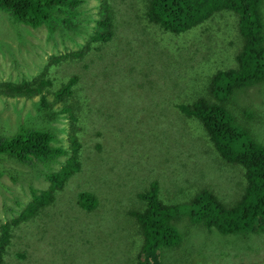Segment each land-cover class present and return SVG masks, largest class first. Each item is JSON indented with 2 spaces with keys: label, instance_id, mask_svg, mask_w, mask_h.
Wrapping results in <instances>:
<instances>
[{
  "label": "rangeland",
  "instance_id": "rangeland-1",
  "mask_svg": "<svg viewBox=\"0 0 264 264\" xmlns=\"http://www.w3.org/2000/svg\"><path fill=\"white\" fill-rule=\"evenodd\" d=\"M98 1L100 0L83 1L80 7L88 10L87 17L92 13V16L97 18L94 13L100 10L97 8ZM105 1L110 4L120 3L126 8L124 25L119 31L122 37L115 36L113 43L98 39L91 42L92 47L101 48L102 53L101 56L95 52L91 54L96 59L91 64L93 70L89 68L90 72L83 67L86 59L80 60L77 54L70 60L72 62L61 63V67L50 63L55 61L53 55L59 52L56 53L54 41L47 39L48 24L36 27L23 24L13 15L12 17L9 11L0 12V42L4 43H0V134L11 135L18 131L22 124L29 125L33 123L34 118H40L38 92L27 91L33 92V97L30 98L21 96L16 89L21 86L32 88L31 86L36 84L41 85L40 73L44 71H47V77L54 81L53 85L42 84L43 88L49 89L48 100L53 97V90L59 88L72 74L80 76L88 87H93L97 82V85H101L110 78L112 80L106 96L100 98L96 92L93 95L103 101L100 104L103 105V110L112 102L116 104V110H120L115 112L116 116H110L108 123L90 125V130H101L94 136L83 130L78 132V143L81 146L78 157L73 161L81 165V173H77L60 187L56 186V182L49 180L45 173L57 174L63 166L62 162L53 163L52 168H45V172L40 174L34 172L29 165H20L23 175L13 178V175L18 174H14L18 171V165L15 161L8 160L6 155L0 156V228L4 223L11 221L8 254L2 264H116V258H120L123 264H137L144 234L139 231L140 227L128 211H140L143 208L137 194L149 185L152 180L151 166L158 163L162 158L161 153H166L168 149L167 143L160 140L155 142L152 139L160 130L156 123L166 119L175 122L174 116L178 109L173 108L171 104L178 103L177 98L184 97L187 92L191 99L198 98L204 92L202 76L213 72L220 63L222 66L232 64L231 52L238 45H230V40L237 38L233 28L237 16L231 11L221 9L207 22L198 26L200 31L207 29L205 36L199 33V30L189 36H177L167 33L157 24L145 28L142 22L137 23L136 19L141 18L142 10L136 9L134 0ZM12 18L17 23L13 22ZM56 18H61L62 22V19L68 18V14L66 11H60L57 12ZM87 23L86 30L75 35V41L78 43L66 41L67 51L76 52L88 42L87 30H93L95 21ZM21 31L22 35H19ZM59 38L60 36L57 39ZM207 40L213 44L210 51L205 47ZM199 45V55L204 61L201 68L195 72V80L199 81L201 86L199 90H192L191 84L189 91V87H184L183 83L188 80L191 68L182 62L192 58L194 49ZM118 59L122 62L117 63ZM129 59L132 61H128ZM129 63L136 65L134 69L137 71L130 72ZM178 64L184 65L180 73L172 69ZM90 73H93V76ZM95 75L99 78L94 80ZM262 89L264 84L251 86L248 88V96H251L250 105L263 112L260 121L253 124V127L256 129L257 126L256 137L264 142ZM13 92L18 93V96L13 95ZM82 117L84 116L81 115ZM87 117L90 118L89 114ZM175 127L170 135L178 132L177 126ZM187 127L185 130L190 137L181 141V138L176 136L172 146L169 145L170 148L175 153L179 147H183L188 154H192L190 148L202 154V158L209 162V167L199 165L197 161L195 163L194 157H189V169H192L193 173L195 168L208 171V184L224 198L232 201L241 195L245 191L244 176L231 175L227 164L229 162L223 156L224 151L219 150L214 142L195 141L193 136L196 130L191 128L190 123ZM62 134L66 137L63 142L71 148L68 133ZM142 150L149 153V159L142 160L138 167L136 162ZM60 159H67V156L62 155ZM36 165L41 169V163ZM131 165L139 171L138 177L131 179L133 182L126 179L123 191H116L115 195L116 182L122 179L119 168L131 170ZM223 166L225 170H221ZM173 179L179 184L166 182L165 191L166 188L174 189L184 183L178 178ZM51 185L56 186L55 190H60L55 202L49 203L42 199L38 206L30 205L33 199L32 188L39 194L44 188L52 187ZM83 192L93 195L87 204L88 207L96 197L98 203L94 210L78 206L77 199ZM19 198L23 203H17ZM27 204L36 210L35 216L22 220L19 213ZM11 207L13 211L10 210ZM252 232L254 234L250 237L239 235L234 238L235 257H232V264H264V230ZM245 242L250 243V246H246L247 250H241ZM18 252H22V255H18ZM175 252L167 258L174 260V264H180L184 259H181L180 252ZM221 256V251H218L217 257L209 253L205 255L209 260L217 258V261L224 257ZM188 258L196 257L191 255Z\"/></svg>",
  "mask_w": 264,
  "mask_h": 264
},
{
  "label": "trees",
  "instance_id": "trees-1",
  "mask_svg": "<svg viewBox=\"0 0 264 264\" xmlns=\"http://www.w3.org/2000/svg\"><path fill=\"white\" fill-rule=\"evenodd\" d=\"M83 1L0 0V12L9 11L11 16L13 15L23 24H31L35 27L48 24L47 39L54 41L56 53L59 52L53 55L55 61L50 63L61 67V63L72 62L70 60L77 54L80 60L86 59L83 67L90 72L89 68L93 70L91 64L96 59L91 54L95 52L101 56L102 53V49L92 47L91 42L98 39L105 43H113L115 36L121 38L119 31L124 25L126 8L120 3L110 4L100 0L97 3V8L100 10L94 13L97 18H94L92 13L87 17L88 10L80 7ZM134 1L136 9L142 10L141 18L136 19L137 23L142 22L145 28L157 24L167 33L177 36L187 34L189 36L197 30L200 31L198 26L207 22L221 9L231 11L237 16L233 25L237 38L230 40L231 46L238 45L231 52L232 64L222 66L220 63L213 72L203 75L204 92L198 98L191 99L187 92L184 97L177 98L178 103L171 104L173 108L178 109L174 116L175 122L166 119L156 123L160 130L154 137L152 136V139L155 142L160 140L162 143H167L168 149L166 153H161L162 158L158 163L151 166L152 180L150 179L149 185L137 194L143 208L140 211H128L140 227H138L139 231L144 234L137 264H174V260L167 257L173 256L175 250L180 252L181 259H184L180 264H232V257H235L234 238L239 235L250 237L254 234L252 231L264 230V142L256 137L257 126L256 129L253 127V124L260 121L263 112L250 105L251 96H248V88L256 84H264V0ZM60 11H66L68 14V18L62 19V22L61 18H56L57 12ZM14 20L12 18V21L17 23ZM92 21L95 23L92 25V31L87 30L88 42L76 52L67 51L66 41L78 43L75 41V35L86 30L87 22ZM56 30H58L57 34ZM206 31L205 28L199 33L205 36ZM21 33L22 31L19 35H22ZM57 42L60 43L56 45ZM84 47H87L86 50L83 49ZM112 47L113 45L110 48ZM205 47L210 51L213 48L212 42L207 40ZM199 52L200 45L194 49L192 58L182 62L191 68L188 80L183 83L184 87H189V91L191 84L192 90H199L201 86L200 82L195 80V72L201 68L204 61ZM226 52L229 54L228 50ZM121 62L117 60V63ZM129 65L130 72L137 71L134 69L136 65L133 66L131 63ZM183 68L184 65L179 66V64L172 67L179 73ZM46 73L47 71L40 73L41 85L36 84L31 86L32 88L21 86L16 89L21 96L30 98L33 97V92L27 91L38 92L40 118H34L33 123L29 125L22 124L20 129L11 135L0 134V156L6 155L8 160L15 161L18 165V171L14 173L18 174L13 175V178L23 175L20 165H29L34 172L40 174L45 172V168H52L53 163L62 162L63 166L57 174L45 173L49 180L56 182V186L60 187L65 181L81 173V165L73 161L78 157L81 146L78 143V132L83 130L94 136L101 130H90L89 126H96L100 122L108 123V119L116 116L115 112L120 110H116V104L112 102L104 111L103 105H100L103 101L93 95L96 92L100 98L105 97L112 79L108 78L101 85H97V82L93 87H88L80 76L72 74L59 88L53 90V97L48 100L49 89L43 88L42 84L49 86L53 85L54 81L48 78ZM90 74L93 76V73ZM98 78L95 75L94 80ZM261 92L264 94V89ZM13 93L18 96V93ZM81 115L84 117L81 118ZM43 116L44 119L41 120ZM187 122L193 130H196L193 136L195 141L214 142L219 150L224 151L223 156L229 162L227 163L229 173L237 177L244 176L245 191L234 200L224 198L211 187V184H208L210 183L206 180L208 171L195 168L193 173V170L189 169L187 163L189 157H194L195 163L197 161L199 165L204 167L209 165V162L202 158V154L196 153L191 148L192 154H188L183 147H179L175 153L170 148L169 145L172 146L176 136L181 138V141L190 137L185 130L188 128ZM175 126L178 132L170 135L169 133L176 129ZM63 132L68 133L71 148L63 142L66 138ZM62 155L67 156V159H60ZM138 156L136 162L138 167L142 160L149 159V153L145 150H142ZM129 159L131 160L130 157ZM37 163L42 164L41 169H38ZM132 165L131 170H126L125 167L119 168L122 179L116 182L115 195L116 191H123L126 179L133 182L131 179L135 180L138 177L139 171ZM85 166L89 168L86 164ZM222 169L226 168L223 166ZM173 178L183 180L184 183L180 187L170 189L171 191L166 188L165 191L164 183L179 184V182L175 183ZM51 186L48 189L44 188L39 194L32 188L33 199L30 205L38 206L42 199L49 203L55 202L60 190H55V185ZM91 197L92 194L83 192L81 199H77L78 206L94 210L98 203L96 197L91 200V206H87ZM17 203H23L21 198ZM45 204L48 206L46 202ZM10 210L13 211V207ZM35 211L33 206L27 204L19 216L25 220L35 216ZM4 224L0 228V264L5 261V256L8 254L11 236L9 229L11 221ZM246 246H250V243L245 242L241 250H247ZM218 251L222 252L221 257L224 256L221 260L217 261V258L209 260L205 257L207 253L217 257ZM170 253L172 255H169ZM17 254L22 255V252ZM191 255L196 257L195 260L188 258ZM118 259L116 258L115 263L123 264V261Z\"/></svg>",
  "mask_w": 264,
  "mask_h": 264
},
{
  "label": "bare ground",
  "instance_id": "bare-ground-1",
  "mask_svg": "<svg viewBox=\"0 0 264 264\" xmlns=\"http://www.w3.org/2000/svg\"><path fill=\"white\" fill-rule=\"evenodd\" d=\"M130 66V65H129ZM173 237V236H172ZM121 255V254H120Z\"/></svg>",
  "mask_w": 264,
  "mask_h": 264
}]
</instances>
